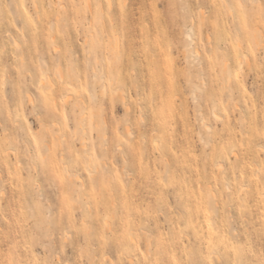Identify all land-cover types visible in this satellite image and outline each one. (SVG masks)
<instances>
[{
    "label": "rangeland",
    "instance_id": "rangeland-1",
    "mask_svg": "<svg viewBox=\"0 0 264 264\" xmlns=\"http://www.w3.org/2000/svg\"><path fill=\"white\" fill-rule=\"evenodd\" d=\"M0 165V264H264V0H0Z\"/></svg>",
    "mask_w": 264,
    "mask_h": 264
},
{
    "label": "bare ground",
    "instance_id": "bare-ground-1",
    "mask_svg": "<svg viewBox=\"0 0 264 264\" xmlns=\"http://www.w3.org/2000/svg\"><path fill=\"white\" fill-rule=\"evenodd\" d=\"M36 3V2H35ZM36 5V4H35ZM37 7V6H36ZM205 86V85H204ZM106 90V89H105ZM170 96V95H169ZM171 99V98H170ZM166 107H167V110H168V112L170 113L171 112V100H169L168 102H167V105H166ZM219 110V109H218ZM159 111V110H158ZM216 111H214V113H215ZM161 115V114H160ZM215 117H217V116H219L217 113H215ZM221 116V115H220ZM158 117H159V113H158ZM220 119V118H219ZM208 126V125H207ZM209 127V126H208ZM11 150V149H10ZM222 158V157H221ZM16 162V161H15ZM219 164H221V161L220 162H218ZM14 164H16L17 165V163H14ZM3 165V164H2ZM5 165V167L7 166V164L5 163L4 164ZM15 165V166H16ZM0 167H1V165H0ZM35 167V166H34ZM8 168V167H7ZM16 168V167H15ZM17 169L18 168H16V171H17ZM71 171H74L73 169L71 170V168L68 166V169H67V172L69 173V172H71ZM18 173V172H17ZM78 175V174H77ZM79 177V176H78ZM20 179V178H19ZM18 181H20V180H18ZM21 182V181H20ZM124 231H126V229L124 230ZM130 231V230H129ZM127 232V231H126ZM128 233V232H127ZM130 234H131V231H130ZM13 235V234H12ZM129 236V235H128ZM132 236V235H131ZM131 240V239H130ZM135 240V239H134ZM129 247V244H125V249L126 248H128ZM136 247H137V245H136ZM128 254V257L131 259V261L134 263V264H139V260H137V256H138V252L137 251H135L134 253H127ZM139 258V257H138ZM245 264V263H244Z\"/></svg>",
    "mask_w": 264,
    "mask_h": 264
}]
</instances>
